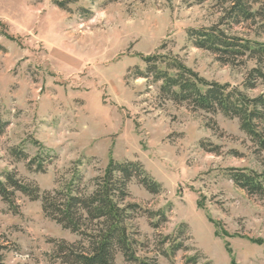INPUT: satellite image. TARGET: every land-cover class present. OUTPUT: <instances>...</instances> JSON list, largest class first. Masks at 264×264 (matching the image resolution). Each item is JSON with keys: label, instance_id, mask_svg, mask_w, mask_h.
I'll return each instance as SVG.
<instances>
[{"label": "rangeland", "instance_id": "obj_1", "mask_svg": "<svg viewBox=\"0 0 264 264\" xmlns=\"http://www.w3.org/2000/svg\"><path fill=\"white\" fill-rule=\"evenodd\" d=\"M219 16L216 0H0V118L7 122L0 176L13 171L49 191L70 178L77 160L84 182L110 159L138 161L162 191L151 194L131 179L126 201L142 210L169 206L158 229L143 213L132 221L140 256L157 264H188L190 256L197 264H264V198L227 175L229 168L263 171L264 153L237 118L164 99L158 84L132 74L134 66L144 68L142 56L163 54L208 81L244 90L254 61L224 65L187 39L189 28L211 26ZM231 32L264 41L246 24ZM244 91L264 93V82ZM47 152L44 171L27 168ZM182 223L184 248L171 259L158 254L160 236ZM53 239L78 237L46 218L40 201L16 193L10 207L0 197L5 264H62L49 259Z\"/></svg>", "mask_w": 264, "mask_h": 264}, {"label": "trees", "instance_id": "obj_2", "mask_svg": "<svg viewBox=\"0 0 264 264\" xmlns=\"http://www.w3.org/2000/svg\"><path fill=\"white\" fill-rule=\"evenodd\" d=\"M203 1L195 0L196 3ZM216 3L220 12L217 22L208 27L189 28L187 39L194 47L215 55L224 65L254 61V66L242 82L244 90L254 89L258 80L264 82V41L231 31L235 26L246 24L255 37L264 34V0H216ZM142 61L144 68L134 66L132 69L135 78L158 84L162 98L185 104L193 111L219 112L225 117L237 118L240 129L254 144L256 152L264 153V93L251 97L229 83L208 81L175 56L152 54L142 56ZM6 125L7 122L0 118V135ZM15 156L25 159L26 154L18 150ZM44 157H50L48 152L31 158L27 168L44 171ZM83 164L82 160L75 161L68 170L70 178L59 181L58 186L49 191H41L35 183L18 178L13 171H6L0 176V197L10 207L14 205L16 193L29 200L40 201L46 218L78 237L74 242L51 240V262L117 264V257L120 256L124 264H157L155 257L138 254L142 244L136 238L132 221L137 214L143 213L151 227L158 229L167 221L169 206L142 210L139 204L126 199L131 179H136L151 194H159L161 184L148 174L140 162L114 159H110L99 174L84 182ZM227 175L247 194L264 198V170L229 168ZM185 232L186 225L182 223L172 234L160 236L158 254L168 259L174 257L177 251L184 248L182 235ZM8 245L6 240L0 243V264H5L4 253L9 249ZM186 263L197 264V256L188 257Z\"/></svg>", "mask_w": 264, "mask_h": 264}]
</instances>
